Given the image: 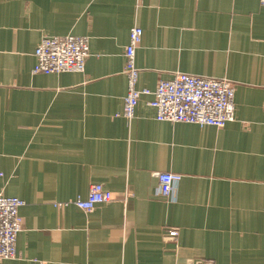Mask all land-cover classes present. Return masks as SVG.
<instances>
[{
  "label": "crops",
  "instance_id": "crops-1",
  "mask_svg": "<svg viewBox=\"0 0 264 264\" xmlns=\"http://www.w3.org/2000/svg\"><path fill=\"white\" fill-rule=\"evenodd\" d=\"M138 88L175 73L233 81L223 127L121 115L124 47ZM88 37L80 72L33 73L43 36ZM182 175L171 197L157 173ZM101 183L112 199L69 202ZM0 192L24 200L0 264H264V5L260 0H0ZM174 236H168L170 230Z\"/></svg>",
  "mask_w": 264,
  "mask_h": 264
},
{
  "label": "built area",
  "instance_id": "built-area-1",
  "mask_svg": "<svg viewBox=\"0 0 264 264\" xmlns=\"http://www.w3.org/2000/svg\"><path fill=\"white\" fill-rule=\"evenodd\" d=\"M140 4L141 0H135ZM264 5V0H260ZM142 39V29L138 25L130 28L128 42L124 47L123 73L127 91L123 98L121 115L131 119L142 95H151L147 104L155 109V117L171 123H193L199 126L223 127L233 121L234 93L233 81L224 77H207L195 74L175 73L169 79H159L153 89L138 88V68L135 65V51ZM89 54L88 37L67 34L64 36H43L34 49L36 59L33 73L80 72L84 69ZM158 194L166 198L174 195L176 185L182 175L174 172H159ZM112 191L101 183H92L85 197L77 196L69 202L56 203L58 206L73 204L90 212L97 204L112 200ZM24 200L6 196L0 192V261L18 256L17 235L22 229L19 208ZM176 230L169 231L174 236Z\"/></svg>",
  "mask_w": 264,
  "mask_h": 264
},
{
  "label": "water",
  "instance_id": "water-1",
  "mask_svg": "<svg viewBox=\"0 0 264 264\" xmlns=\"http://www.w3.org/2000/svg\"><path fill=\"white\" fill-rule=\"evenodd\" d=\"M157 180H158V177H157ZM162 197H164V196H162ZM112 199H116L119 202L125 204L124 202L127 201V195H125V193H123L122 195H119V196H114L113 195ZM198 264H200V263H198Z\"/></svg>",
  "mask_w": 264,
  "mask_h": 264
}]
</instances>
